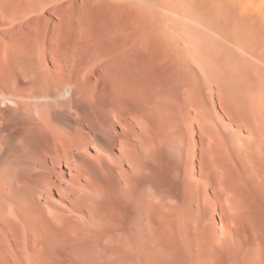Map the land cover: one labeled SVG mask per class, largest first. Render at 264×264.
<instances>
[{"label": "bare ground", "instance_id": "6f19581e", "mask_svg": "<svg viewBox=\"0 0 264 264\" xmlns=\"http://www.w3.org/2000/svg\"><path fill=\"white\" fill-rule=\"evenodd\" d=\"M0 264H264V0H0Z\"/></svg>", "mask_w": 264, "mask_h": 264}]
</instances>
